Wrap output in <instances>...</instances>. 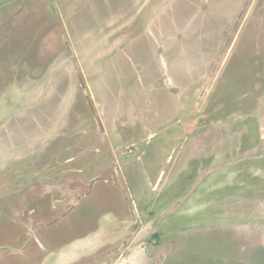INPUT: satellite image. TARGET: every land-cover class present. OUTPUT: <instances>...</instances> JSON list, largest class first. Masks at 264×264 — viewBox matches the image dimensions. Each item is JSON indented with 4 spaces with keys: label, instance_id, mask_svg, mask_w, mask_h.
<instances>
[{
    "label": "rangeland",
    "instance_id": "obj_1",
    "mask_svg": "<svg viewBox=\"0 0 264 264\" xmlns=\"http://www.w3.org/2000/svg\"><path fill=\"white\" fill-rule=\"evenodd\" d=\"M21 94L30 102L51 94L39 102L51 106L41 122L55 121L54 128L31 130L43 131L45 145L64 132L70 106H86L65 131L78 134L81 176L97 174L106 157L122 171L131 205L112 202L99 175L98 195L85 211H71L88 218L78 233L124 214V235L135 219L134 248L146 260L264 264V0H0V128ZM91 108L105 141H96ZM54 144L48 154L56 148L59 162L42 172L45 183H56V168L75 154ZM14 152L5 157H21ZM32 174L27 160H0V195ZM52 204L47 212L64 215L66 203ZM7 215L14 217L11 208ZM19 220L0 222V246H26L30 256L8 253L6 264H41L43 253ZM68 222L52 223L58 231L36 226L54 248ZM46 259L53 264L55 256Z\"/></svg>",
    "mask_w": 264,
    "mask_h": 264
},
{
    "label": "flooded vegetation",
    "instance_id": "obj_2",
    "mask_svg": "<svg viewBox=\"0 0 264 264\" xmlns=\"http://www.w3.org/2000/svg\"><path fill=\"white\" fill-rule=\"evenodd\" d=\"M53 11L56 12L55 7H53ZM52 17L55 18L54 13H52ZM63 36H64V40L67 43L66 34L63 33ZM55 51L56 50H52V53H54ZM34 75H36V73ZM49 95L51 94L45 95L41 98L44 100V98ZM50 107L51 106H44V104L40 103L39 101L35 105L26 107L28 109H25V106H24L23 110L16 112L17 116L19 117V122H16L15 124H13V121H12L13 117H12L9 121H7L10 124L5 123V127L0 128V133L5 134L3 136L5 138V140L3 141V145L10 146L13 142L12 148L19 147V149H26L25 154H23L20 158H13L12 156L5 157L7 154L3 155L2 153H0V160H7V161L8 160H14V161L27 160L33 167V174L31 175L29 179H27L26 177H21L20 180H17L13 182L12 184H10V187H21V188L12 190L9 194H6V195H0V222L3 221L4 219L23 218V220H26L25 222H23V220L22 221L19 220V221H21V224H23L27 229H29L28 236L30 237V239L34 240L33 244L36 242L34 239L36 238V235L40 236L42 234V233H39L40 229L37 226H39L40 224L41 225L43 224V226L44 225L48 226L50 220H51L50 221V224H51V222L58 223L57 221L58 219L64 218V217H58L57 219L55 213L54 215L51 214V208L49 209L50 211L47 212L45 210V206L50 207V204H51L53 205V208H54L55 205L52 203H55L57 200H60V202L66 203L64 204L65 207L70 206L69 204L71 202V196L75 194V191L78 188H81V187H75L76 178H74L77 176L76 174L77 171H80L81 169V167L76 166V162L80 159V158L77 159L78 152L76 151L77 149H79L78 138H77L78 134L76 133L70 136L69 134L67 135L65 131L73 129L74 125L77 122L76 119L77 117H79L78 114L82 113V111H80L79 109L85 111L84 109H86V106L84 107V109L82 105L74 104V106H70L68 109L69 111H71V113L70 115H68L69 116L68 119H65L63 121V124H62L63 126H61L64 131L63 133L65 134L61 135L60 133H58L57 136H54L52 140L49 141L46 145L45 143H39L37 146L34 147L35 150L29 151V152L27 151L28 147L31 146L28 140L29 138L26 136L28 127L30 129V126L32 127L34 126V123L37 126L42 121L41 119H43V117H45L48 113L50 114V111L52 110ZM90 110L91 112H93L92 119L94 120V122H96L97 130L99 129L98 131H100L99 133L97 132L96 141H98L99 138L102 141H105L106 140L105 136L103 137L102 135L104 134V131L102 130L101 123L99 119L97 118V116L95 115L94 111H92V108ZM21 117L23 118L20 119ZM53 122H50L47 124L51 126V123ZM90 122L92 124V121ZM57 123H60V121ZM19 132L20 134L17 135V139L15 140L13 138V135ZM58 140L59 142L61 140L62 143L66 144L69 148L73 147L75 150L74 152L75 154L71 153L69 155V158H66L65 160H63L64 164L62 168L60 167L59 169L56 168L54 175H57V177H60L56 183H50V182L45 183L44 181L46 180V178H45V175L44 176L42 175V172L46 168H48L51 165V163H53V161L54 163H57V161L59 162V159L54 156L56 153L55 151L56 148H54L52 154L51 153L48 154L49 148L54 147L55 146L54 143L57 142ZM104 161H105V166L99 168L97 165V172L98 170L100 171L101 176L103 177L102 180L104 181L101 183V186L105 185V183L107 184L110 183L109 185H111L112 187H107L106 190L112 193L110 194L112 196V202H113V197L116 196V204H118V202L120 203V200L124 199L129 205H131L130 199L124 193L125 192L124 180H123L121 173L119 172V167L113 166V168L110 169V167L109 168L107 167L108 157H106ZM55 184H59L61 187L60 186L55 187ZM119 189L121 190V192L119 191ZM83 191L86 192V195L88 193H89L88 196L91 195L90 196L91 200L95 196H97L99 193L94 187H83ZM113 192H115V195H113ZM101 196H102V203H103L104 202L103 190L101 191ZM65 207H64V210H65ZM8 208L12 209L14 217L7 215ZM84 218L86 220V224L83 225V227L84 229H87L88 218L85 216ZM127 218H130V215H128L126 218H124V214L122 215L124 224L128 221ZM133 224L134 225L131 228L132 232H129L128 237L123 242L119 243L118 248L122 246L124 247L127 246L129 242H135L134 247H136L137 239L139 238L140 233L135 235L136 230H134V228L136 225V221H134ZM45 228L46 227L44 226L43 231L46 230ZM41 240L43 241L46 247L45 248L42 247L43 245L40 247L37 246L38 247L37 249H39L42 253L45 254L48 252V250H51V248L53 249V247L49 243L46 242L44 236L41 237ZM55 240L56 238L54 239V241ZM150 250H153V249H150ZM28 251H29V248H27L26 246H23L20 248V246H16V245L14 246L11 245L8 247L2 245L0 246V256H2L0 259V264L6 263V261L11 259V257L10 258L7 257L8 253L9 254L20 253L21 256H23ZM169 255H171V253H169ZM160 257L159 259H162ZM93 260H94L93 262H95L97 259H93ZM160 262L161 260H159L158 262L157 259L154 258V261H153L154 264L155 263L160 264Z\"/></svg>",
    "mask_w": 264,
    "mask_h": 264
},
{
    "label": "crops",
    "instance_id": "obj_3",
    "mask_svg": "<svg viewBox=\"0 0 264 264\" xmlns=\"http://www.w3.org/2000/svg\"><path fill=\"white\" fill-rule=\"evenodd\" d=\"M58 17L59 13L57 14ZM57 53L54 55V58H56ZM74 60V63L78 62V59L76 57V55H70V60ZM43 95L39 94L37 95L38 100L36 102H30L31 99L28 97L27 94H21L19 96L21 103L20 104H16L15 108H13V111L15 112V114L12 115V117L17 116L18 111L23 110L24 106L25 109H28L26 107H30L32 105H35L38 103V101L40 100V98ZM28 101V102H27ZM11 106L13 104H10ZM62 126V125H61ZM54 128V126H50L47 123L44 124L42 122H40L37 126L32 127L30 126V129L28 127L27 130V137L29 138V142H30V147H28V152L35 150V146H37L39 143H44V142H40L39 139H41V137H43V131H39V132H35L38 129H42V128ZM60 126H55V128H59ZM36 129L34 132H31L32 129ZM53 130V129H52ZM61 135H63V133L61 132V130L58 132ZM12 136V134H11ZM48 136V135H47ZM79 143V142H78ZM13 147V142L10 146L8 145H3L1 148L4 149L5 151L7 149H9L8 151H6L7 154H12L17 153V154H21V156L23 154H25L26 149H19L18 148H12ZM79 147V146H78ZM13 149V150H12ZM6 155V154H5ZM96 154L94 157L95 158ZM89 160L91 159L88 158ZM93 161V160H92ZM118 165V163H116ZM114 165V164H113ZM116 165V166H117ZM115 166V165H114ZM108 167V166H107ZM119 167V166H118ZM109 168V167H108ZM83 168L80 169V171H77V176L74 177L76 178V186L75 187H81L78 188L75 191V194H73L71 196V202H70V206H66L65 207V214L62 215L61 219H58V223L61 221L64 222H68L69 227H64V226H60V233L58 235H56V239H58V244L56 247H54L51 250H48L47 253H43V260L41 262V264H45L46 262V258L48 256H55V259H53L54 263L53 264H148V261L153 262L154 258L150 256V260H146L145 253H140L141 251H137L136 248H134V243L135 242H129V244L127 246H122L120 248H118V245L120 242H123L128 234L124 235V229H125V224L123 223L124 220L122 219V217L118 218L115 217L116 219L113 220H109L107 218V215L104 217H101L98 220V226L95 229V231H91V232H77V228H83V225L86 224V220L84 217L80 216L77 217L78 211L74 212L73 215H71V211L74 210L76 208V206L79 208V212H83L85 211V207L87 206L86 203L90 202L91 198L90 196H88V194L86 195V192L83 191V187H97L96 183L101 176L100 171L96 172L97 174H93L92 177H84L81 176V174H83V172H81ZM119 172L121 173L122 177V171H120V167H119ZM78 174H80L79 180L80 182H78ZM102 178V177H101ZM124 180V177H123ZM80 185H79V184ZM110 184V183H109ZM107 183H105V185L101 186V187H112L111 185H109ZM79 185V186H77ZM59 184H55V187H59ZM61 187V186H60ZM66 187V186H65ZM81 208V209H80ZM109 215V214H108ZM115 214L110 213V216H114ZM133 223L136 220H132ZM53 222H51L52 224ZM57 223V224H58ZM50 223L47 225H45L46 227H49L51 229H54L56 231L57 227H54L53 225H51ZM67 224V223H65ZM77 226H81V227H77ZM108 226H110L108 228ZM108 228V229H107ZM115 229L114 233H110L109 229ZM46 229V228H45ZM47 230V229H46ZM45 230V231H46ZM120 232L122 234H120ZM138 234L140 232H137ZM136 235V234H135ZM41 237L44 235H40ZM39 235H36L35 239V246H42V247H46L45 244L43 243V241L41 240V237ZM54 238V239H55ZM66 239V240H63ZM153 247V245L151 243H148V248L151 249ZM38 248V247H37ZM148 249V250H149ZM34 253V252H32ZM143 254V255H142ZM28 255L30 256L29 252L25 253V255H23V257L27 258ZM2 256H0L1 259ZM93 259H97L95 262H93ZM6 264V263H5ZM154 264V263H153Z\"/></svg>",
    "mask_w": 264,
    "mask_h": 264
}]
</instances>
